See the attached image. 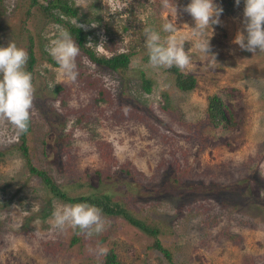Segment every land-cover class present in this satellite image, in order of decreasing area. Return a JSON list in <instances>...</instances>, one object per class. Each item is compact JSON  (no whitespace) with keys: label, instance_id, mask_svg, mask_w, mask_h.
<instances>
[{"label":"rangeland","instance_id":"obj_1","mask_svg":"<svg viewBox=\"0 0 264 264\" xmlns=\"http://www.w3.org/2000/svg\"><path fill=\"white\" fill-rule=\"evenodd\" d=\"M69 1L76 7L77 0ZM80 2L86 8L77 6L75 16L51 11L82 25L85 44L96 53L132 51L123 70L92 62L80 50L77 78L69 80L46 50L63 24L39 12L26 17L27 0H0V46L14 41L25 49L26 31L32 36L31 161L69 193L111 192L134 217L158 228L155 238L175 264H264V52L233 42L238 31L247 35L244 0H214L223 8L221 23L202 36L183 10L190 0H169L170 7L164 0ZM175 4L178 30L164 32ZM146 26L162 39L184 41L191 63L183 71L195 76L193 88H175L164 67L140 60ZM209 38L216 60L195 47ZM140 69L153 78L149 92ZM57 83L62 87L55 91ZM161 90L169 95L167 109ZM213 92L234 126L207 122L204 106ZM18 143L13 126L0 121V264H98L101 248L113 249L123 264H171L151 244L154 236L122 215L102 211L105 230L91 237L54 228L55 207L75 203L48 192ZM174 175L181 185L164 188ZM199 182L218 185L217 192L184 188Z\"/></svg>","mask_w":264,"mask_h":264},{"label":"clouds","instance_id":"obj_2","mask_svg":"<svg viewBox=\"0 0 264 264\" xmlns=\"http://www.w3.org/2000/svg\"><path fill=\"white\" fill-rule=\"evenodd\" d=\"M240 4V0H235ZM243 24L247 35L237 33L235 44L240 49L255 54L264 52V0H244ZM86 6L77 0L76 7ZM164 6L170 7L169 0H164ZM195 21L194 34L202 36L205 29L221 23L220 15L223 8L214 3V0H190L184 9ZM174 19H168L163 25V31L176 33L178 30L177 7L173 6ZM77 26L83 27L78 24ZM95 26V25H93ZM146 37L149 63L152 67L171 68L176 66L180 70L186 69L190 63V56L184 49V41L172 35L162 39L161 35L152 27L143 29ZM209 39L197 41L195 47L205 55L216 60L215 53L211 52ZM51 57L63 70L66 77L75 81L78 75L76 58L80 54V46L75 42L71 33L58 26V35L46 48ZM28 53L24 48L18 47L14 41L7 46H0V121L13 126L17 135L28 131L33 109L35 88L32 83V74L26 70ZM53 227L63 230L65 227L79 229L78 234L91 237L94 233L100 234L105 230V218L102 210L89 203L61 204L53 211ZM108 249L101 248L99 255H106ZM90 254L94 252L89 249Z\"/></svg>","mask_w":264,"mask_h":264},{"label":"trees","instance_id":"obj_3","mask_svg":"<svg viewBox=\"0 0 264 264\" xmlns=\"http://www.w3.org/2000/svg\"><path fill=\"white\" fill-rule=\"evenodd\" d=\"M70 3L71 1L69 0H27L24 13L26 17H29L30 15H33L34 12L35 13L39 12L41 14H44V16L48 18L61 22L64 28L71 33L75 42L80 46V50L82 51V53L85 54L86 57L90 59L92 62L100 64L111 70H123L124 68H126L129 63L132 51L121 50L111 53L109 55L96 53V51L91 46L85 44V32L81 29V27L79 28L77 25L71 23L67 19H63L60 16L58 17V15L54 14L51 11L52 8H57L59 9L60 13L66 16H70V15L75 16L76 7H73ZM32 7L33 10H31ZM26 32H27L26 35L27 40L25 43V50L28 53L26 70L32 74V78H33V67L36 58L32 49V36L28 30ZM141 51L142 52L140 55V60L142 62H148L149 61L148 49L145 47ZM48 60L54 64H57L52 57H48ZM163 70L169 74L170 82L175 88L184 91V90H189L195 86L196 78L193 74L184 72L179 68H177L176 66H173L171 68L164 67ZM138 78L140 79V84L142 89L145 92H149L152 87L153 78L150 76H146L145 72L142 69H140L138 72ZM61 87L62 85L57 83L56 87H54V90L58 91ZM160 95L162 99L160 106L164 109L169 108L171 104L169 102L168 92L166 90H161ZM204 113L207 122L212 127L227 128L235 125V120L233 116L229 112H226L220 96L215 92L209 94L206 97ZM30 128H31V122H29L28 131L30 130ZM27 132L18 135V141H19L18 146L20 148V152L22 154L24 163L27 165L28 170L38 177L40 182L47 188L50 194L58 197L60 200L64 202L89 203L97 206L105 213L112 215H122L130 222L139 225L143 230L153 235L154 237L151 244L156 246L163 253V255L165 256V258L168 260L169 263L175 264L173 258L171 257V252L166 247L161 246L159 244L158 239L155 238V235L158 232V228L156 226L147 225L146 223L142 222L140 219L134 217L129 212V210H127L123 205H121V201L118 198H113L111 192L99 191L97 193H93V192L69 193L67 188L57 183L45 169L36 166L31 161L29 147L27 143ZM118 170H122L125 171L126 174H130V169L127 166L125 167L120 165ZM96 172L100 174L98 169H96ZM172 180L173 182L171 181L170 183L165 182L163 184L164 188L166 187L173 188L175 186V183L178 182L177 176L174 175ZM178 185H181V182H178ZM217 186L218 185L215 184L206 185L199 182L192 184L188 187L185 186L184 188L185 189L190 188L195 190L198 189V191L203 190L206 192H217V188H218ZM71 239L72 241L78 240V236L75 235ZM72 241L70 240V243ZM107 249H108L107 254L102 255V258L98 264H123L117 259L113 249L111 248H107Z\"/></svg>","mask_w":264,"mask_h":264}]
</instances>
